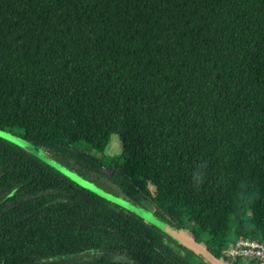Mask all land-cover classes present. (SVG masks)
<instances>
[{"label": "trees", "instance_id": "1", "mask_svg": "<svg viewBox=\"0 0 264 264\" xmlns=\"http://www.w3.org/2000/svg\"><path fill=\"white\" fill-rule=\"evenodd\" d=\"M13 128L36 153L0 138V264H223L225 241L264 243V0H0Z\"/></svg>", "mask_w": 264, "mask_h": 264}, {"label": "rangeland", "instance_id": "2", "mask_svg": "<svg viewBox=\"0 0 264 264\" xmlns=\"http://www.w3.org/2000/svg\"><path fill=\"white\" fill-rule=\"evenodd\" d=\"M0 133H2V135H0V138L4 139L5 141L9 142V143H12L20 148H23L31 153H36V150L35 148L25 142L22 138H21V134L22 132L17 129V128H13V129H10V130H4V131H0ZM74 149L78 152V153H82V154H85V155H89V156H92V157H95L97 159H100L102 157L103 154L89 148V147H86L85 144L83 143H76L75 146H74ZM121 151V145L119 143V139L116 135H112L111 136V139H110V142H109V145H108V148L107 150L105 151V155L106 156H114V155H117L119 154ZM51 161V160H50ZM53 163L57 164L56 162L52 161ZM50 165V164H49ZM59 165V164H57ZM51 166V165H50ZM60 166V165H59ZM53 167V166H52ZM62 167V166H61ZM54 168V167H53ZM64 168V167H63ZM66 169V168H65ZM57 170V169H56ZM70 171V170H69ZM60 172V171H59ZM72 172V171H71ZM74 173V172H73ZM75 174V173H74ZM77 175V174H76ZM68 177V176H67ZM80 177V176H79ZM69 178V177H68ZM81 178V177H80ZM83 179V178H82ZM85 180V179H84ZM73 181V180H72ZM87 181V180H86ZM188 227L190 229H193V226L191 224L188 225ZM152 236L155 240L157 241H162L164 235L162 233H160L159 231H153L152 232ZM233 240V239H232ZM197 244H194L197 249L200 251V252H205L207 255H211V253H208L207 252V249H206V243H208V236L207 234H200L198 236V241H196Z\"/></svg>", "mask_w": 264, "mask_h": 264}, {"label": "water", "instance_id": "3", "mask_svg": "<svg viewBox=\"0 0 264 264\" xmlns=\"http://www.w3.org/2000/svg\"><path fill=\"white\" fill-rule=\"evenodd\" d=\"M46 162L48 164H50L51 166H53L55 169H57L58 171H60L62 174H64L65 176H68L71 180H73L75 183H77L78 185L82 186L85 189H88L92 192H94L95 194L101 196L102 198L115 203L121 207H124L128 210H131L133 212H135L138 216H140L141 218H143L145 221L157 226L158 228H160L161 230H163L164 232H166L169 236H171L173 239L180 241L182 243H185L186 240L184 238V236L174 230H172L169 226H167L166 224H164L163 222H161L160 220H158L157 218H155L152 214H150L149 212L143 210L142 208L132 205L129 202L118 198L112 194H109L105 191L100 190L99 188H97L94 184L80 178L78 175L74 174L73 172L53 163L50 160H46ZM216 261V260H215ZM217 264H220L218 261H216ZM259 264H264V259L260 261Z\"/></svg>", "mask_w": 264, "mask_h": 264}, {"label": "built area", "instance_id": "4", "mask_svg": "<svg viewBox=\"0 0 264 264\" xmlns=\"http://www.w3.org/2000/svg\"><path fill=\"white\" fill-rule=\"evenodd\" d=\"M223 264H230L232 260H246L248 258L264 259V243L255 239L239 238L224 242L221 248Z\"/></svg>", "mask_w": 264, "mask_h": 264}, {"label": "clouds", "instance_id": "5", "mask_svg": "<svg viewBox=\"0 0 264 264\" xmlns=\"http://www.w3.org/2000/svg\"><path fill=\"white\" fill-rule=\"evenodd\" d=\"M194 181L195 182H201V177H200L199 173H197L196 176L194 177Z\"/></svg>", "mask_w": 264, "mask_h": 264}, {"label": "snow or ice", "instance_id": "6", "mask_svg": "<svg viewBox=\"0 0 264 264\" xmlns=\"http://www.w3.org/2000/svg\"><path fill=\"white\" fill-rule=\"evenodd\" d=\"M0 135H2V133H0Z\"/></svg>", "mask_w": 264, "mask_h": 264}]
</instances>
